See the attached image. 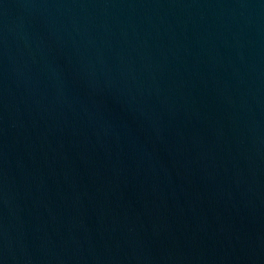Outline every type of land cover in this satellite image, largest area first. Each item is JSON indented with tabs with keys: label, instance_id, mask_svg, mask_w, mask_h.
Wrapping results in <instances>:
<instances>
[{
	"label": "water",
	"instance_id": "water-1",
	"mask_svg": "<svg viewBox=\"0 0 264 264\" xmlns=\"http://www.w3.org/2000/svg\"><path fill=\"white\" fill-rule=\"evenodd\" d=\"M0 264H264V0H0Z\"/></svg>",
	"mask_w": 264,
	"mask_h": 264
}]
</instances>
